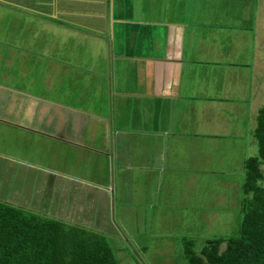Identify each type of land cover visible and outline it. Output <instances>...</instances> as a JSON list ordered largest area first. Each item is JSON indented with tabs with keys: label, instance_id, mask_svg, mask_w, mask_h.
Masks as SVG:
<instances>
[{
	"label": "crops",
	"instance_id": "crops-1",
	"mask_svg": "<svg viewBox=\"0 0 264 264\" xmlns=\"http://www.w3.org/2000/svg\"><path fill=\"white\" fill-rule=\"evenodd\" d=\"M262 40L264 0H0V202L116 236L117 186H167L187 150L170 106L221 103Z\"/></svg>",
	"mask_w": 264,
	"mask_h": 264
},
{
	"label": "rangeland",
	"instance_id": "rangeland-1",
	"mask_svg": "<svg viewBox=\"0 0 264 264\" xmlns=\"http://www.w3.org/2000/svg\"><path fill=\"white\" fill-rule=\"evenodd\" d=\"M249 36L243 44L248 45L247 53L236 57L237 63L259 55L254 47L255 34L251 31ZM262 43L260 51L264 58ZM230 45L235 44L228 42L227 46ZM183 80L180 87L185 90L190 82ZM237 83L240 84L229 80L221 83V103H207L202 108L203 105L195 104V99L184 97L170 106L176 135L187 136V150L180 156L175 153L176 167L169 172L167 186L162 175L158 184L143 186L145 196L135 193L142 187L138 183L117 186L110 209L113 226L120 231L116 236L105 235L118 264H186L185 240L198 252L209 240L237 234L240 204L246 197L241 190L243 162L256 150L251 131L260 105L253 116L251 104L255 106L259 99L264 100V70ZM260 170L264 185V165ZM223 247L221 244L220 250Z\"/></svg>",
	"mask_w": 264,
	"mask_h": 264
},
{
	"label": "trees",
	"instance_id": "trees-1",
	"mask_svg": "<svg viewBox=\"0 0 264 264\" xmlns=\"http://www.w3.org/2000/svg\"><path fill=\"white\" fill-rule=\"evenodd\" d=\"M256 154L244 159L237 234L198 252L184 241L186 264H264V103L252 130ZM223 249L220 250V245ZM0 264H118L107 236L0 202Z\"/></svg>",
	"mask_w": 264,
	"mask_h": 264
}]
</instances>
